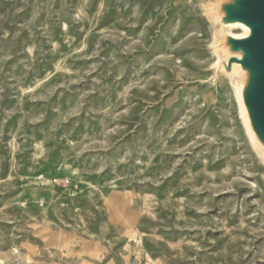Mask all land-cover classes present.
<instances>
[{
    "label": "rangeland",
    "instance_id": "1",
    "mask_svg": "<svg viewBox=\"0 0 264 264\" xmlns=\"http://www.w3.org/2000/svg\"><path fill=\"white\" fill-rule=\"evenodd\" d=\"M217 39L205 0H0V264H264Z\"/></svg>",
    "mask_w": 264,
    "mask_h": 264
},
{
    "label": "water",
    "instance_id": "2",
    "mask_svg": "<svg viewBox=\"0 0 264 264\" xmlns=\"http://www.w3.org/2000/svg\"><path fill=\"white\" fill-rule=\"evenodd\" d=\"M218 31L215 49L219 60L214 79L221 71L232 73L248 133L264 159V0H205ZM246 34L236 36L232 29Z\"/></svg>",
    "mask_w": 264,
    "mask_h": 264
},
{
    "label": "bare ground",
    "instance_id": "3",
    "mask_svg": "<svg viewBox=\"0 0 264 264\" xmlns=\"http://www.w3.org/2000/svg\"><path fill=\"white\" fill-rule=\"evenodd\" d=\"M245 34H246V32H245Z\"/></svg>",
    "mask_w": 264,
    "mask_h": 264
}]
</instances>
